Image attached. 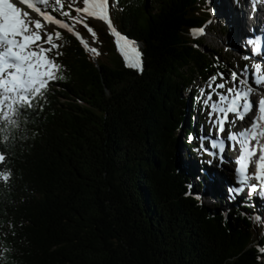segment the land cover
<instances>
[{
	"label": "trees",
	"instance_id": "16d2710c",
	"mask_svg": "<svg viewBox=\"0 0 264 264\" xmlns=\"http://www.w3.org/2000/svg\"><path fill=\"white\" fill-rule=\"evenodd\" d=\"M109 4L143 70L105 29L85 20L93 36L54 13L98 48L59 31L63 78L12 117L15 126L0 121V172L9 174L0 179V264H264L251 201L222 210L232 200L206 190L216 160L198 139L208 111L201 93L234 67L223 48L194 37L225 34L214 1Z\"/></svg>",
	"mask_w": 264,
	"mask_h": 264
},
{
	"label": "snow or ice",
	"instance_id": "6c2138e0",
	"mask_svg": "<svg viewBox=\"0 0 264 264\" xmlns=\"http://www.w3.org/2000/svg\"><path fill=\"white\" fill-rule=\"evenodd\" d=\"M80 2L82 6H74L76 0H71L69 8L76 15H70L68 11L63 10L61 0H20L21 4L34 10L47 23L74 34L86 48L87 43L78 32H74L72 25L57 18L53 13L58 11L60 16L69 17L73 24H83L93 36L95 32L84 23L85 19L91 17L103 21L116 37L117 47L128 65L142 71L139 53L133 42L113 27L109 15V0ZM60 37L59 31L48 32L40 19L33 20L28 12L10 0H0V121L4 122L5 127L15 126L16 121L12 117L36 107V102L44 99L50 82L63 78L62 65L57 62L62 55L59 51L61 45L57 42ZM247 43L254 44L251 52L262 62L251 67L244 65L239 75L237 71H232L229 80H225L223 73L210 77L207 90L201 93L202 102L208 110L207 122L211 125L208 132L210 144L203 150L206 154L215 156L217 152L225 151L227 142H231L229 147L233 149L238 145L239 154L234 161L237 187L234 191L239 194L246 187L248 195L259 192L264 196V94L254 99L255 90L248 85L244 77V73L251 71L255 77L254 83L264 85V49L261 48L260 41L249 40ZM89 50L97 52L94 47ZM218 79L222 82L217 83ZM229 83L231 87L228 86ZM260 91L264 93V89ZM238 122H244L247 126L237 131L226 128V125L235 128ZM0 131H3V128H0ZM209 148L216 151L210 152ZM5 160V154L0 153V163ZM253 163L255 170L249 171ZM0 179L7 181L9 174L0 172ZM252 179L257 183L250 184Z\"/></svg>",
	"mask_w": 264,
	"mask_h": 264
},
{
	"label": "rangeland",
	"instance_id": "374dc122",
	"mask_svg": "<svg viewBox=\"0 0 264 264\" xmlns=\"http://www.w3.org/2000/svg\"><path fill=\"white\" fill-rule=\"evenodd\" d=\"M66 3H67V6H69V3L71 2V0H64ZM232 1V2H231ZM222 3V2H221ZM222 5H223V7L222 8H220V10H221V13H222V15L224 16V13H225V10H226V12H227V10L228 9H232V10H234L233 9V7L236 9L237 7H239V0H236V1H233V0H226L224 3H222ZM250 5H252L251 3L247 6L248 7V10L250 11V9H249V6ZM50 6H51V4H50ZM74 6H82V3L80 2V0H76V4L74 5ZM26 9H24V11H25ZM51 10V9H50ZM72 10V9H71ZM26 12H28L29 13V15L31 16V15H33L34 17H33V20H35V19H40L41 20V22H42V24H44V28L48 31V32H52V33H54V32H56V31H63V32H65V33H68V34H72V33H69L68 31H67V29H61V28H59V26H57V25H54V24H50V23H47L46 21H44V19L38 14V13H36L35 11H32V10H26ZM54 14V13H53ZM219 14V13H218ZM235 14H236V12H235ZM239 14V12H237V15ZM249 15H250V13H249ZM226 18V17H225ZM85 20H87V21H89V22H91L93 25H95V26H97L98 28H102V29H105L106 31H108L109 32V34L112 36V37H114V39L116 40V37L112 34V31L107 27V25H106V23H104L103 21H99V20H97L96 18H91V17H89V18H86ZM216 20L217 21H219V22H221L222 24H227L226 22H224L223 20H221V19H217L216 18ZM225 21H226V19H225ZM232 21H234V20H232ZM247 30H249V29H247ZM41 34H42V36H43V30H42V32H41ZM80 36V35H79ZM86 43H87V45H88V47H87V49L89 50L90 48H98V45H97V42L94 40V38H92L91 36H87V35H82V36H80ZM195 37H202V38H204L205 39V41H206V43H205V45L204 46H208V45H206V44H209V45H211V46H218V47H220V48H224L222 45H220V43L222 44L225 40H224V38H221L219 35H216L215 33H211V32H209V31H203L202 33H196L195 34ZM82 44V43H81ZM134 44V47L135 48H137V44H135V43H133ZM83 45V44H82ZM84 46V45H83ZM85 47V46H84ZM239 55V54H238ZM237 55V56H238ZM234 56V55H233ZM240 57V60L242 61V56L240 55V56H238V58ZM244 62H245V60H243ZM245 64H246V62H245ZM246 65H248V64H246ZM242 69V67H241V63H239V62H237L236 63V66L232 69L233 71H237V73H238V75L240 74V70ZM251 75V71H249L248 73H244V76H250ZM225 80H227V77H225ZM229 87H231L232 85L229 83V85H228ZM182 96L183 97H186V94L185 93H182ZM214 99H215V97H214ZM204 116H206L207 117V113H206V115H204ZM208 118V117H207ZM207 124V123H206ZM210 125V124H209ZM203 126H204V124H203ZM211 126V125H210ZM226 128H231V130L232 131H237V130H239L240 128H243V126H242V124L239 122V123H237V126L235 127V128H232L231 127V125H226ZM202 137H204L205 139L206 138H209V136H207L206 135V133H204V136H202ZM181 151V150H180ZM205 152V151H204ZM181 153V152H180ZM182 154H184L183 153V151H182ZM185 157V161H188L189 163H192L193 162V160L192 159H188L186 156H184ZM232 156H231V154H230V157L229 158H231ZM234 164V163H233ZM235 167V166H234ZM231 168H232V166H231ZM232 173V170H230V174ZM251 182H253V183H251V184H255V183H257V182H255L254 183V179H252V180H250ZM244 195H246V197H250L251 198V200H252V204H254L255 206L256 205H260L261 207H262V209H263V211H264V196H261L260 194H259V192H256V193H254V194H252V195H248V193H247V188H246V192H245V194ZM257 203V204H256ZM222 210H228V209H231L229 206L227 207V206H225V205H223V206H221L220 207ZM261 223H262V225H261V227H264V216H262V219H261Z\"/></svg>",
	"mask_w": 264,
	"mask_h": 264
},
{
	"label": "bare ground",
	"instance_id": "6f19581e",
	"mask_svg": "<svg viewBox=\"0 0 264 264\" xmlns=\"http://www.w3.org/2000/svg\"><path fill=\"white\" fill-rule=\"evenodd\" d=\"M218 1L224 3L226 0H218ZM260 2L263 5L262 6L263 9L262 10L260 9L259 15H260V18L264 19V0H260ZM250 3L252 5L255 4L254 0H239V7H237L236 9L233 7L234 10L228 9L227 12L225 10L224 14H225L227 20L230 21L229 26L231 28L234 27L235 29H237L238 36H237V40H234V41H233V39H232V41L226 40L222 43L223 45H225L226 48H230L231 49L230 51L236 52V53H233L234 56L236 55V57H238L240 55L241 56L243 55L242 58H243V60H245L246 64H247V61H246L247 59H245V57L247 56L246 54H248V53L253 54L251 52V48L254 46V44H249V43H247V41L251 40V41L255 42L253 40V33L250 30V24L252 22H250V16H249L250 11L248 10V7H247ZM235 12H236V14H235ZM237 12H239L238 15H237ZM31 17L33 19L34 16L31 15ZM232 20H234V21H232ZM248 28H249V30H247ZM256 61H257V63L262 62L261 59H258V58ZM248 66L251 67L249 64H248ZM251 76L253 79H255L252 72H251ZM247 77H250V76H247ZM238 154H239V149H238V151L236 150V152L234 154H232L231 158H229L230 165L232 166L231 169H233V170H234V166H235V164H233V163H234L235 159L237 158ZM259 207L261 208L260 205H259Z\"/></svg>",
	"mask_w": 264,
	"mask_h": 264
}]
</instances>
